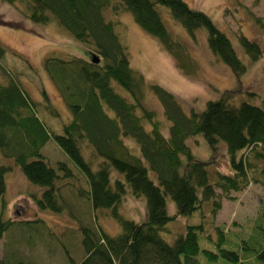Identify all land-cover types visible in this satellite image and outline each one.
<instances>
[{"label":"trees","instance_id":"16d2710c","mask_svg":"<svg viewBox=\"0 0 264 264\" xmlns=\"http://www.w3.org/2000/svg\"><path fill=\"white\" fill-rule=\"evenodd\" d=\"M2 1L21 5L30 22H55L60 31L81 43L89 56L51 53L43 58V70L69 113L61 132L55 134L46 128L38 106L44 108L42 114L54 118L59 112L44 89L39 104L21 86L18 76L1 66L8 52L27 60L0 42L3 72L0 74V198L8 171L2 159L12 160L29 182L41 187L39 194L32 195L40 211L64 213L67 205L71 206L64 201L63 190L74 187L75 197H84L94 211L95 226L79 224V247L84 254L79 261L63 246L70 264H199L196 257L200 251L212 261L221 256L237 264H264V246L253 255L239 256L223 247L230 241L228 234L216 225L210 230L208 223L212 224V220H204L206 213L212 219L215 217L221 208V197L229 192L243 190L249 183L260 184L264 190V99L260 106L247 102L236 104L230 94H224L208 101L201 112L186 114L172 94L157 84H149L130 66L128 49L114 23L106 19V11L110 9L114 15L131 14L139 28L158 40L173 56L178 68L188 75L179 58L186 54L183 44L160 16L158 6L164 7L190 35L203 30L213 56L235 76L243 74L245 65L236 55L231 40L211 18L190 8L183 0ZM238 44L251 60L261 55L259 45L244 35L238 37ZM92 53L97 56V63L91 62ZM149 91L161 102L169 122L167 136L161 133L155 112L144 102ZM197 135L204 138L212 151L218 143H225L232 173L211 169V162L190 153L185 141ZM128 138L133 140L137 151L124 142ZM49 140L67 156L74 170L66 162L51 160L41 153ZM149 171L156 182L148 176ZM79 179L80 188L76 186ZM128 191L145 199L142 221L123 218L118 210ZM167 197L174 203L173 216L167 212ZM107 210L119 225L116 234L108 233L97 217V211ZM195 212L199 220L186 225L184 234L172 243L162 239L161 232L169 221ZM263 212L264 201L256 219L262 218L264 225ZM38 223L0 218V237L16 229L21 239L29 240L30 236L48 230L43 220ZM199 233L215 241L217 252L199 248ZM261 235L264 241V226ZM20 256L8 252L3 262L10 264L14 260L15 264H26Z\"/></svg>","mask_w":264,"mask_h":264},{"label":"rangeland","instance_id":"374dc122","mask_svg":"<svg viewBox=\"0 0 264 264\" xmlns=\"http://www.w3.org/2000/svg\"><path fill=\"white\" fill-rule=\"evenodd\" d=\"M183 1L190 8L207 14L213 24L226 34L231 40L236 55L245 65L244 73L235 76L226 64L213 56L207 46L203 30H196L193 35H190L180 26V23L172 19L166 8L161 6H158L160 16L169 31L183 44L182 47L187 54H181L179 58L188 69V75L178 68L173 56L162 48L158 40L139 28L131 14L121 12L114 15L108 9L106 19L114 23V29L125 43L130 66L141 73L149 84H157L172 94L186 114L201 112L208 101L216 100L224 94H230L232 102L236 104L247 102L260 106L264 99V0ZM24 11L25 9L18 3L10 5L0 0V42L13 51L19 52V55H23L27 60L25 62L19 56L8 52L3 58L4 65L1 66L9 74L18 76L21 86L39 104L43 101L42 89H44L49 101L59 112V116L54 118L47 113L42 114L41 111H45L42 105L38 106L40 109L38 114L46 128L59 134L61 126L69 119V113L57 95L53 83L43 70V58L51 53H63L81 58H88L89 54L81 43L60 31L55 22L48 24L30 22ZM2 34L21 39L19 42L8 41L7 37ZM240 35L246 36L259 45L261 55L258 59L251 60L244 54L238 44ZM26 38H28L27 41H25ZM160 56L166 59L162 58L164 64L157 61ZM2 73L0 71V74ZM144 102L149 109L155 112L160 131L167 136L169 122L163 114L161 102L150 91L146 94ZM124 142L134 151L137 149L132 139H125ZM185 142L191 150L190 153L195 157L211 162V169L226 174L232 173L225 143H218L216 150L212 151L201 135L190 137ZM41 153L46 154L50 159L66 162L74 170L71 161L57 148L53 140H49L46 146L41 148ZM1 163L8 168V171L4 176L5 191L0 198V218L17 223L24 220H34L38 223L39 220H43L48 230L35 235L31 234L29 240L25 237L21 239L16 229L3 233L0 237V264H6L3 259L7 260L5 254L8 252H15V255L20 254L26 264H70L64 248L69 250L76 262L79 261L84 255L79 247L81 240L79 224L95 226L92 221L94 211L90 209L88 201L84 197L79 199L75 197V188L68 187L63 190L62 194L64 201L71 206L70 208L67 205L62 214L51 213L47 210L40 211L32 195L39 194L41 187L29 182L12 160L2 159ZM148 176L156 182V177L151 171L148 172ZM80 185H82L81 179L76 186L80 188ZM263 191L260 184L249 183L245 189L231 191L228 196L221 197V208L213 219L208 213L205 215L204 220L213 222L208 223V226H211L210 230L216 225L228 234L230 241L223 247L235 251L239 256L242 253L253 255L264 246L261 235L263 220L261 218L260 221H256L264 201ZM166 204L168 214L173 216L175 214L174 203L167 197ZM144 207V197H134L128 191L118 210L123 218L138 222L145 218ZM97 217L108 233L119 232V225L113 220L109 210L97 211ZM198 220V213L195 212L189 217H177L169 221L166 230L161 232L162 239L172 243L180 234L185 233L186 225L196 224ZM205 235L199 233V248L217 252L215 241L204 237ZM212 237L215 238V236ZM196 259L199 264H237L221 256L214 261L209 260L205 258L202 251ZM10 264H15L14 260H10Z\"/></svg>","mask_w":264,"mask_h":264},{"label":"bare ground","instance_id":"6f19581e","mask_svg":"<svg viewBox=\"0 0 264 264\" xmlns=\"http://www.w3.org/2000/svg\"><path fill=\"white\" fill-rule=\"evenodd\" d=\"M2 35H4V37H7L8 41L11 40V41L19 42L20 39H21L20 37L11 36V35H9V34H8V35H6V34H2ZM27 39H28V38H26L25 41H27ZM28 42L30 43V41H28ZM160 57H161V58H160ZM160 57L157 58V61H159L160 63L162 62V64H164L163 62H164V60H166V59H164L162 56H160ZM162 58H163L164 60H163ZM166 62H167V61H166ZM166 69H167V68H166ZM167 70H168V69H167ZM168 72H169V71H168ZM170 75H171V74H170Z\"/></svg>","mask_w":264,"mask_h":264},{"label":"water","instance_id":"95a60500","mask_svg":"<svg viewBox=\"0 0 264 264\" xmlns=\"http://www.w3.org/2000/svg\"><path fill=\"white\" fill-rule=\"evenodd\" d=\"M90 59H91V62H94V63H97L98 61V58L94 53L90 54Z\"/></svg>","mask_w":264,"mask_h":264}]
</instances>
